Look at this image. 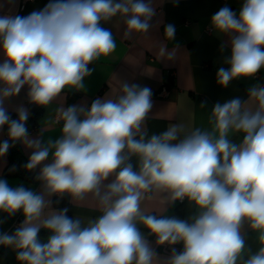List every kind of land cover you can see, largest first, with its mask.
Wrapping results in <instances>:
<instances>
[{
	"label": "clouds",
	"instance_id": "obj_1",
	"mask_svg": "<svg viewBox=\"0 0 264 264\" xmlns=\"http://www.w3.org/2000/svg\"><path fill=\"white\" fill-rule=\"evenodd\" d=\"M156 15L154 0H48L25 16L11 9L0 15V132L7 128L0 158L22 144L31 150L22 167L38 169L40 184L34 191L0 178V213L23 214L14 231L0 232V246L16 254L17 264H264V84L249 87L247 99L216 102L206 126L177 122L151 135L153 92L135 83L119 82L90 107H59L35 137L30 111L20 106L13 119L5 107L25 86L29 102L46 109L68 91H85L89 65L117 49L103 24L122 23L121 39L133 40L149 35ZM210 30L227 37L219 49L228 51L227 67L216 73L219 86L264 69V0H243L238 11L225 4ZM175 36V25L167 24L164 40ZM178 48L161 42L158 57L173 61ZM53 126L59 137L45 139ZM65 197L100 214L69 217L67 207H53ZM152 201L158 210L147 209ZM185 201L190 214H169ZM41 229L49 233L44 241ZM149 236L171 249L167 258L158 257Z\"/></svg>",
	"mask_w": 264,
	"mask_h": 264
},
{
	"label": "crops",
	"instance_id": "obj_2",
	"mask_svg": "<svg viewBox=\"0 0 264 264\" xmlns=\"http://www.w3.org/2000/svg\"><path fill=\"white\" fill-rule=\"evenodd\" d=\"M48 3V0H36L28 2L22 8V0H15L14 7L9 5L6 0H0V15L5 14L11 9V14L25 16L34 10H39ZM243 0H154L157 8V15L154 17L153 27L148 36H137L133 40L124 41L121 39L124 26L121 23L116 25L114 22L103 24L109 28L116 37L117 49L109 58H102L94 64L89 65L94 71L90 77L85 78V91H68L53 102L47 109H43V114L39 119L35 133L29 132L30 136L35 137L41 124L54 118L59 107H68L74 104H84L90 107L91 102L97 97L103 98L111 90L118 89L119 82L135 83L141 87L147 86L153 92V109L147 120L146 128L149 134L159 133L167 129L171 123L182 122L189 127H201L207 125V113L211 111L216 102H224L235 96L242 100L247 99V90L254 84H264V69L256 74L254 78H241L234 80L227 88H222L216 82V73L219 67H227L222 63L227 49L223 54L220 52V45L227 41V37L217 36L214 32L208 31L210 20L213 14L227 4L234 11H238ZM187 21H190L187 23ZM158 22V23H157ZM173 24L176 28V36L173 41L164 40V27ZM164 42L168 50H172L179 45L177 57L173 61H168L158 57V44ZM111 85V87H110ZM167 86L170 93L166 97H160L156 93ZM27 87L21 92L5 102L8 113H16V109L23 106L29 110L30 103L27 97ZM206 101V107L200 109L201 102ZM30 111V110H29ZM5 127L0 132V142L7 135ZM58 126H53L48 132L44 133V138L51 136L53 139L59 137ZM22 151L29 158L31 150L26 149L21 144ZM9 157L0 158V178L9 180L10 186H17L21 183L25 187H31L34 191L40 190L37 181L26 182L19 177L7 176L5 169L8 165ZM38 169L35 170V174ZM53 201L56 197L52 198ZM64 203H53V207L62 209L67 207L68 212L73 218L78 216L82 219H89L98 216L100 213L90 204L85 203L73 206L67 197ZM148 210H158L159 205L156 201L147 202ZM191 213V208L187 207V201L177 203L170 209L169 214L178 215L185 218ZM153 214H155L153 212ZM0 219L6 222L0 224V232L11 233L22 222L23 214L17 212L14 217L8 218L6 214L0 213ZM41 229V240H46L48 234ZM145 231V229H142ZM250 235V234H249ZM150 245L155 249L158 257L163 260L168 257L171 249L166 245L157 246L155 237H148ZM249 244L256 249L255 240L249 239ZM181 251L182 244L174 245ZM15 253L0 246V264H17Z\"/></svg>",
	"mask_w": 264,
	"mask_h": 264
},
{
	"label": "trees",
	"instance_id": "obj_3",
	"mask_svg": "<svg viewBox=\"0 0 264 264\" xmlns=\"http://www.w3.org/2000/svg\"><path fill=\"white\" fill-rule=\"evenodd\" d=\"M28 107H29V110L31 113V115L27 121L28 130L30 132L32 129H36L38 122H39V119L43 114L44 108L39 107V106L34 105V104H31V103L28 104ZM9 114H10L11 118H13V119L17 118V113H9ZM5 139H7V137ZM7 154L9 157V162H8V165L5 169V174L7 176L19 177L20 179H22L23 181H26V182H32L35 180L34 179V176L36 175L35 171L28 173L22 167V165L28 161V158L25 156L24 152L22 151L21 144L17 143L15 147L10 148ZM12 165L17 166V171L14 173H10L8 171V168H10ZM64 201H65V199L61 200L62 203H64ZM67 215L69 217H72L69 212L67 213ZM43 233L48 234L47 231H43Z\"/></svg>",
	"mask_w": 264,
	"mask_h": 264
},
{
	"label": "built area",
	"instance_id": "obj_4",
	"mask_svg": "<svg viewBox=\"0 0 264 264\" xmlns=\"http://www.w3.org/2000/svg\"><path fill=\"white\" fill-rule=\"evenodd\" d=\"M31 1H36V0H22V8L25 7V5L28 3V2H31ZM190 21H187V23H189ZM208 31H211L210 28L208 29ZM170 93V90L167 86H163L162 89L160 91H158L156 94L160 97H166L168 96ZM37 131V129H32L30 132H33L35 133Z\"/></svg>",
	"mask_w": 264,
	"mask_h": 264
}]
</instances>
